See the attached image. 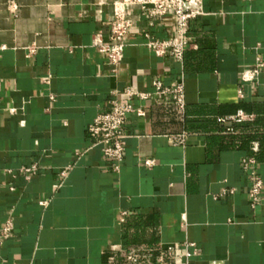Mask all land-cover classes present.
<instances>
[{
  "label": "crops",
  "instance_id": "1",
  "mask_svg": "<svg viewBox=\"0 0 264 264\" xmlns=\"http://www.w3.org/2000/svg\"><path fill=\"white\" fill-rule=\"evenodd\" d=\"M115 1L0 0V230L12 222L0 264H264V193L251 209L241 161L263 181L264 163L258 141L238 148L239 125L264 132V73L240 77L264 61V0H202L181 65L143 46L144 33L173 36V17L151 24L126 5L133 30L113 67L91 43L106 41ZM154 80L183 83L182 111ZM128 86L151 96L131 100L144 116H127L115 173L88 126ZM238 111L249 118L230 120Z\"/></svg>",
  "mask_w": 264,
  "mask_h": 264
},
{
  "label": "built area",
  "instance_id": "2",
  "mask_svg": "<svg viewBox=\"0 0 264 264\" xmlns=\"http://www.w3.org/2000/svg\"><path fill=\"white\" fill-rule=\"evenodd\" d=\"M126 5H137L141 13L148 17L151 24L159 17L166 15L173 17V36L166 39H156L149 33H144L142 36L144 40L143 46L156 57L167 55L177 64L181 65L185 49L191 41L188 35V23L191 19L203 14L202 0H116L113 5V18L109 25L106 41H104L101 34H95L91 43L92 47L99 54L104 55L113 67H116L120 63L124 47L126 46L125 39L133 30V23L125 15ZM261 72L264 73V61L256 57L253 68L244 70L240 77L243 82H249ZM152 87L155 95H168L172 104L179 111L183 110L185 102L182 82L172 87H165L160 80H154ZM121 94L126 99L125 103H119L116 99H112L109 101L108 107L99 113L88 126V135L92 142L91 146L99 148L103 159L109 162L111 170L115 173L119 172L125 154L124 141L128 137L125 132L127 116L130 113H135L138 117L144 116L143 109L133 107L131 100L137 98L144 101L151 96L149 93L138 92L131 86L125 87ZM239 95L241 94L239 93ZM50 99L52 100L53 98L51 97ZM247 118L249 117L238 111L230 120L241 122ZM172 143L173 145H182L184 143V136L179 135L174 137ZM153 163V160H144L142 165L150 167ZM241 164L249 179V207L256 209L261 205L260 198L264 193V181L253 168L256 164L254 159H243ZM36 169V165H31L30 167H22L20 171L31 175ZM67 171L68 168L64 169L61 175L65 177ZM7 173L12 175L11 170H8ZM9 190L13 191V188H9ZM125 215V213L121 214L120 221L124 220ZM11 231L12 222L11 219H8L0 230V241L10 237ZM189 247L193 248V245ZM168 250H172V247L168 248ZM191 255V252H187L185 256L190 257ZM128 259L135 262L136 255L131 252L128 254Z\"/></svg>",
  "mask_w": 264,
  "mask_h": 264
},
{
  "label": "trees",
  "instance_id": "3",
  "mask_svg": "<svg viewBox=\"0 0 264 264\" xmlns=\"http://www.w3.org/2000/svg\"><path fill=\"white\" fill-rule=\"evenodd\" d=\"M258 122V121H257ZM259 125V123H257ZM239 128L241 129L242 136L241 141L239 143V147L244 148L247 151L248 144L251 140H256L259 143V149L254 154V157L260 162L264 163V132L260 133V130H254L255 134H246L245 132L248 131V125H239ZM257 129V128H256Z\"/></svg>",
  "mask_w": 264,
  "mask_h": 264
}]
</instances>
